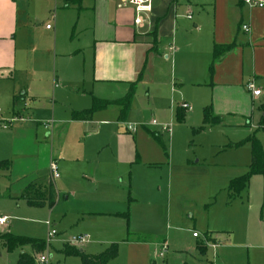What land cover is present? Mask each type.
<instances>
[{
  "label": "crops",
  "instance_id": "obj_1",
  "mask_svg": "<svg viewBox=\"0 0 264 264\" xmlns=\"http://www.w3.org/2000/svg\"><path fill=\"white\" fill-rule=\"evenodd\" d=\"M50 6L56 21L53 26L45 24L46 30L54 31L53 70L49 73L44 58L28 56L23 31L34 27L29 20L37 15L33 8ZM69 9L75 11V18L73 36L65 47L58 44L57 35L70 18ZM135 16L132 5H119L118 0H0V81L12 80L14 72L26 76L21 91L12 92L13 105L51 95V109L38 106L33 113L36 117L48 114L46 119H53L38 123L44 129L53 128V138L61 144L57 150H49L46 139L39 141L33 122L14 127L9 140L11 165L5 166L10 173L11 193L16 199L18 195L23 198L32 184L53 182L49 175L46 181L36 174L39 167L53 160L60 169L58 194L66 192L68 199L73 189H93L89 201H83L78 211L86 215L94 230L96 221L102 222L99 228L103 233L121 230L114 228V222L118 215H124L126 205L130 216L135 217V203L156 204L165 192L170 193L174 182L180 186L184 172L191 167L184 159L178 160L174 179L173 148L182 130L179 113L182 119L189 118L210 107L224 126L241 127L249 122L254 101L264 94V6H249L243 0H151V10L142 15L143 22L135 24ZM191 19L192 25L187 21ZM75 30L79 37L74 38ZM230 43L233 47L210 72L214 44ZM250 80L261 90L260 95L254 96L246 88ZM131 84L134 89L125 112L111 103L95 109L88 119H72L73 111L90 108L95 99L115 101L124 97ZM186 85L196 93L186 95ZM198 93L206 96L199 98ZM182 103L188 107L182 108ZM58 104L61 110H56ZM25 110V101L20 111L12 108L13 121L25 123ZM126 121L138 123L141 129H127ZM162 125L168 126L170 134L159 132H165L160 129ZM66 140L75 144L65 153L68 156L64 155ZM84 161L93 165L81 171L80 180L75 164ZM226 177L229 184L233 177ZM71 181L75 185L68 191ZM142 215L154 219L148 211ZM246 224L251 232L250 222ZM214 231L209 228L199 241L205 250L218 246ZM259 234L264 237V231ZM135 237L134 242L143 241L141 235Z\"/></svg>",
  "mask_w": 264,
  "mask_h": 264
},
{
  "label": "rangeland",
  "instance_id": "obj_2",
  "mask_svg": "<svg viewBox=\"0 0 264 264\" xmlns=\"http://www.w3.org/2000/svg\"><path fill=\"white\" fill-rule=\"evenodd\" d=\"M32 11L37 13L35 17L29 18L34 27L23 31L24 36H27L24 40L29 44L30 49L27 54L32 58H44L46 71L50 73L53 70L54 31L46 30L45 24L50 23L53 26L54 20L56 21L51 15L53 7L50 6L48 9L37 7ZM55 11L57 13V10ZM69 11L70 18L62 23L63 27L57 35L58 44L66 45L65 47L73 36L75 11L73 9ZM187 21L192 25L194 20ZM79 35V31L75 30L74 38ZM24 82L26 76L22 75L21 71L14 72L12 80L0 81V162L8 161L9 167L12 160L11 148H9V140L10 137L12 138L10 132L16 126L26 127L29 122H33L31 126L34 130L37 127L39 141L46 139L49 150H57L61 146L58 144V138H53V128L44 129L38 123L50 122L53 119H46L49 117L48 114L36 117L33 113L35 112L33 108L38 106L41 110L51 109L53 105L51 95L34 97L33 100L25 99L27 110L22 111L25 123L13 121L12 108L20 111L24 101L14 102L13 105L11 95L13 91L18 94ZM262 87L264 88L263 85ZM184 91L188 96L194 95L195 92L190 85H186ZM196 95L199 98L202 95L206 96L199 93ZM262 99L264 94L254 101L249 122L247 124L244 122L245 125L241 127L224 126L221 124V118L217 123L221 124L219 126L204 124V108L189 118L184 116L178 123L182 130L177 135L173 148L174 179L178 170L176 166L178 160L184 159V163H188L191 168L184 172L180 186L174 182L170 193H164L161 202L158 200L156 204L150 206L135 203L137 210L135 217L130 216V208L126 205L123 209L126 216L118 215L115 222L113 221L114 228L121 227L119 232L103 233L99 228L102 222L96 221L94 226L100 232L97 233V229L94 230L93 225L85 218L86 215L82 216L79 213L78 208L82 207L83 201H89L93 189L84 191L78 187L75 191L73 189L68 199H65L66 192L57 193L59 178H55L52 179L54 204L51 207L47 204L32 206L19 195V199L14 198L15 195H12L9 184L10 173L7 168L0 166V216L4 215L7 218L5 225L0 226V264H16L22 252L33 254L28 244H18L12 250H8L5 243L6 235L35 238L46 243L47 233L51 230L54 234L46 244V248L42 252L33 254L36 264H81L77 255L65 256L61 251L63 244H70L71 236L80 234H86L87 241L83 244L77 243L75 246L87 254L95 255L111 243L118 244L117 256L106 264H264V237L259 236V233L264 231V175L251 174L246 187L233 198L228 195L229 179L226 177L231 174L235 178L246 174L249 170V144L243 142L235 147L233 146L235 143L254 135L260 141L264 153V130L257 129L256 126L259 117L258 104ZM57 109H62L59 104L56 106ZM210 114L218 117L212 111ZM126 123L133 125V132L141 129L136 122L126 121ZM164 131L159 132L163 135L171 132V130ZM68 139L77 142L72 138ZM78 142H81L79 146L83 145L80 139ZM163 143L169 148L166 141ZM73 146L75 144H68L66 140L64 155L70 153ZM75 165V174H78L77 178L82 180L83 174H79L83 169L88 170L92 167L93 163L84 161ZM57 170L60 174L58 163ZM36 174L40 179L47 181L48 175L50 176L48 165L39 167ZM71 182L67 187L68 191H71L70 187L75 185ZM37 186L32 184L31 192ZM147 211L154 219L143 217L142 214ZM248 221L251 224V232L246 224ZM209 228L215 230L212 235L218 241V246L207 247L202 252L197 247V243L200 239H204ZM193 232H196L198 237H193ZM135 235L138 237L141 235L143 241L134 242ZM162 243H165L166 250L160 256L159 249ZM41 255L46 258L45 262L39 260Z\"/></svg>",
  "mask_w": 264,
  "mask_h": 264
},
{
  "label": "trees",
  "instance_id": "obj_3",
  "mask_svg": "<svg viewBox=\"0 0 264 264\" xmlns=\"http://www.w3.org/2000/svg\"><path fill=\"white\" fill-rule=\"evenodd\" d=\"M233 47V43L230 44H214L212 49V62L209 66V71H212L213 64L218 61L226 52H228ZM134 89V84L130 85L127 94L115 101H102L95 99L92 106L83 111H73L72 119L85 120L90 118L92 112L97 108L106 107L108 104H117L121 107L122 113L125 112L129 106L132 91ZM258 109L260 111V116L257 121V129L264 130V100L259 104ZM204 124H217L220 122L219 117H214L211 113L210 107H205L203 109ZM177 120H182V114L177 115ZM243 142H247L250 147V163L249 170L246 174L235 177L229 181L227 190L230 198L238 195L247 185L248 178L251 174H263L264 175V153L260 141L254 136H247L243 141L235 143L233 146H239ZM8 161L0 162V166H7ZM52 182L48 181L43 185H38L37 188L31 192V187L28 188L23 198L32 206H43L47 204L51 207L54 204V189ZM126 216V214H124ZM5 243L8 250H12L18 244H28L33 254L42 252L46 248V244L43 240H38L29 237H19L12 236L10 234L6 235ZM117 243H111L102 252L98 254H87L84 251L78 249L75 245H70L68 243L63 244L62 253L65 256L77 255L80 258L81 264H106L109 260L114 259L117 256ZM197 247L204 252L205 245L203 242H199ZM28 253L22 252L19 254L16 264H36L35 257Z\"/></svg>",
  "mask_w": 264,
  "mask_h": 264
},
{
  "label": "built area",
  "instance_id": "obj_4",
  "mask_svg": "<svg viewBox=\"0 0 264 264\" xmlns=\"http://www.w3.org/2000/svg\"><path fill=\"white\" fill-rule=\"evenodd\" d=\"M244 3H246L249 6H258V7H263L264 6V1L262 0H243ZM118 4L119 5H132L134 7V10L136 12V16L134 18V23L135 24H140L143 22V14L150 12L151 10V0H118ZM51 25L47 24L46 28H50ZM243 30H248V27L246 25H243ZM246 88L251 92L252 95L254 96H258L261 93V90L259 88H257L255 86V84L252 81H249L248 83H246ZM182 108H187L188 105L186 103H182L181 104ZM152 124H155V121L152 120ZM44 126H47V123H43ZM127 129L129 130H134L133 125L131 124H127ZM161 130H169L168 126L166 125H162L161 126ZM49 170H50V178L51 179H55L59 176V172L57 170V164L55 161L51 160L48 164ZM7 218L5 216H0V225H5ZM47 225H49L48 222H46ZM54 231H48L47 233V241L45 244L49 243L51 240V237L53 236ZM193 236H197L196 232L192 233ZM87 241V235L86 234H80V235H75V236H71L69 239V243L70 244H82L85 243ZM166 250V245L165 243H163L159 249V255H163V253ZM39 260L41 262H45L46 258L44 256H40Z\"/></svg>",
  "mask_w": 264,
  "mask_h": 264
}]
</instances>
